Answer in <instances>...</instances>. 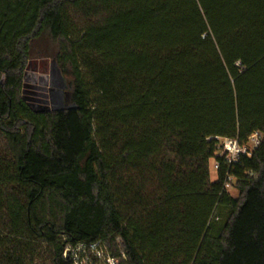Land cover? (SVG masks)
I'll return each instance as SVG.
<instances>
[{
  "label": "trees",
  "instance_id": "16d2710c",
  "mask_svg": "<svg viewBox=\"0 0 264 264\" xmlns=\"http://www.w3.org/2000/svg\"><path fill=\"white\" fill-rule=\"evenodd\" d=\"M35 50L63 111L25 96ZM253 132L249 158L215 155ZM78 244L264 264V0H0V264H70Z\"/></svg>",
  "mask_w": 264,
  "mask_h": 264
},
{
  "label": "built area",
  "instance_id": "2783aa9c",
  "mask_svg": "<svg viewBox=\"0 0 264 264\" xmlns=\"http://www.w3.org/2000/svg\"><path fill=\"white\" fill-rule=\"evenodd\" d=\"M261 134L253 132L245 142H241L238 138L217 139L215 155L222 162L231 166L236 164L241 156L249 158L252 153L259 147L261 143ZM219 167L217 161H213L212 168L216 172ZM232 178L227 177L224 188L228 190L231 187ZM64 256L70 261V264H117L116 259L105 257L103 252L99 251L97 244L85 246L78 244L75 248H67Z\"/></svg>",
  "mask_w": 264,
  "mask_h": 264
},
{
  "label": "rangeland",
  "instance_id": "374dc122",
  "mask_svg": "<svg viewBox=\"0 0 264 264\" xmlns=\"http://www.w3.org/2000/svg\"><path fill=\"white\" fill-rule=\"evenodd\" d=\"M36 50L32 54L31 60H37L35 62V67L27 70V82L25 85V96L30 98V102L34 108L48 107V77L50 78V62L52 61V57L42 58L38 57ZM29 78V80H28ZM66 82L67 79H66ZM64 85L65 82L63 81ZM66 90V89H65ZM67 91V90H66ZM212 163L210 162V178L213 180L215 178V171L212 168ZM230 195L236 196V190L231 187L228 189Z\"/></svg>",
  "mask_w": 264,
  "mask_h": 264
},
{
  "label": "water",
  "instance_id": "95a60500",
  "mask_svg": "<svg viewBox=\"0 0 264 264\" xmlns=\"http://www.w3.org/2000/svg\"><path fill=\"white\" fill-rule=\"evenodd\" d=\"M50 70V79L54 81V87L49 91L48 110L51 112H60L66 108L69 95L67 92H63L65 85L53 61L50 62Z\"/></svg>",
  "mask_w": 264,
  "mask_h": 264
},
{
  "label": "flooded vegetation",
  "instance_id": "af4514ba",
  "mask_svg": "<svg viewBox=\"0 0 264 264\" xmlns=\"http://www.w3.org/2000/svg\"><path fill=\"white\" fill-rule=\"evenodd\" d=\"M54 85V81L53 80H51L49 77H48V87L46 88V89H48V94H49V91L51 90V89H53V86ZM65 89H66V86H65ZM64 89V93H66L67 91Z\"/></svg>",
  "mask_w": 264,
  "mask_h": 264
}]
</instances>
